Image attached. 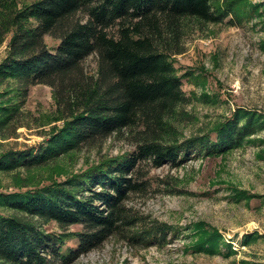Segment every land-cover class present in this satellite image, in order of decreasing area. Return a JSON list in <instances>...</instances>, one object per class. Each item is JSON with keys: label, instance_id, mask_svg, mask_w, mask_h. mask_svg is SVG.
I'll use <instances>...</instances> for the list:
<instances>
[{"label": "trees", "instance_id": "16d2710c", "mask_svg": "<svg viewBox=\"0 0 264 264\" xmlns=\"http://www.w3.org/2000/svg\"><path fill=\"white\" fill-rule=\"evenodd\" d=\"M214 1L37 0L16 11L14 0H0V43L15 27L0 78L51 86L64 120L38 146L0 153V171L49 165L82 143L94 145L127 130L136 142L123 158L26 189L0 191V264H67L139 222L126 201L150 186L143 163L179 165L188 155L222 154L264 129L263 113L237 107L203 133L181 141L175 135L173 118L188 97L173 56L185 50L187 21L222 22L238 14L232 3L221 8ZM46 35L58 39L54 48ZM92 54L97 55L96 76L84 67ZM20 110L16 103L0 105V136L20 125ZM41 221H54L63 230L74 224L81 228L47 231ZM195 228L202 235L193 250L216 253L231 246L220 245L221 234L204 223ZM172 231L159 223L129 237L148 245L163 242ZM70 236L78 239L75 248L66 246ZM244 237L248 242L258 234Z\"/></svg>", "mask_w": 264, "mask_h": 264}, {"label": "rangeland", "instance_id": "374dc122", "mask_svg": "<svg viewBox=\"0 0 264 264\" xmlns=\"http://www.w3.org/2000/svg\"><path fill=\"white\" fill-rule=\"evenodd\" d=\"M35 1L14 0V9L22 10ZM228 3L238 13L233 18L187 21L182 39L185 50L173 56L188 97L173 118L179 141L203 133L237 107L264 114V0H215L213 5L223 8ZM13 28L0 43V63L8 54ZM45 42L54 48L58 39L46 35ZM84 67L88 75L96 76L97 55L88 56ZM4 102L20 106L21 119L15 130H5L9 136H0V153L38 146L64 123L47 84L25 85L2 76L0 105ZM135 143L127 130L94 145L82 143L49 165L1 170L0 191L26 189L103 160L123 158L136 149ZM143 165L150 186L130 194L126 201L139 222L67 264H264V129L222 154L188 155L179 165ZM197 222L220 233V245L225 241L231 246L223 245L216 253L193 250L202 235L195 228ZM159 223L173 229L163 242L155 239L144 245L130 239L132 233ZM41 224L53 232L81 228L74 224L63 230L54 221ZM252 233L258 237L247 242L244 235ZM65 243L75 248L78 239L70 236Z\"/></svg>", "mask_w": 264, "mask_h": 264}]
</instances>
